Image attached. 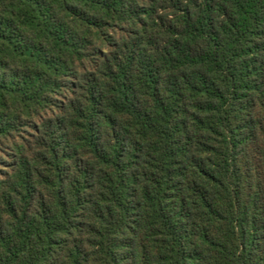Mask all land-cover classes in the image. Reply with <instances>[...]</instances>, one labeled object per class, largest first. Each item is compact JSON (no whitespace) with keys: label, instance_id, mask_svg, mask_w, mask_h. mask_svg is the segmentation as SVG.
<instances>
[{"label":"clouds","instance_id":"clouds-1","mask_svg":"<svg viewBox=\"0 0 264 264\" xmlns=\"http://www.w3.org/2000/svg\"><path fill=\"white\" fill-rule=\"evenodd\" d=\"M102 3L0 0V264H264V0Z\"/></svg>","mask_w":264,"mask_h":264},{"label":"trees","instance_id":"trees-1","mask_svg":"<svg viewBox=\"0 0 264 264\" xmlns=\"http://www.w3.org/2000/svg\"><path fill=\"white\" fill-rule=\"evenodd\" d=\"M58 5H62L60 13L62 19L65 21H70L72 27L83 33V37L86 39L89 35L100 33L99 26L91 21H89L84 13H90L93 9L105 8L106 5L102 3V0H55ZM35 3V0H33ZM71 4L72 6H69ZM37 9L39 5L37 4ZM33 15L36 19L27 22L26 27L29 29L36 30V37L33 43L35 47L31 45L30 50L25 52V55H29L31 59L39 62L40 57L45 54L46 50H59L63 48L66 51H71L72 42L77 39L75 32L71 35L68 33V29L61 25L57 17H49L44 23H40L42 17L39 12L29 13ZM16 19H19L17 17ZM105 27L108 25L105 24ZM0 27L7 28L9 32L12 31L14 25L10 18H4L0 20ZM117 32L123 31L122 28L117 27ZM111 35V33H109ZM20 40H25L26 38L22 34H18ZM103 53V49H100Z\"/></svg>","mask_w":264,"mask_h":264}]
</instances>
